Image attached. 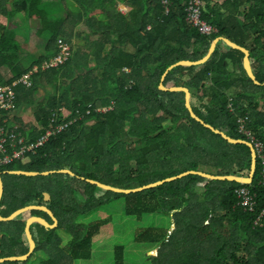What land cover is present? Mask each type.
Listing matches in <instances>:
<instances>
[{
	"label": "trees",
	"instance_id": "1",
	"mask_svg": "<svg viewBox=\"0 0 264 264\" xmlns=\"http://www.w3.org/2000/svg\"><path fill=\"white\" fill-rule=\"evenodd\" d=\"M201 2L202 19L217 29V33L207 37L199 35L193 24L186 21L185 0H169L167 14L160 0H23L20 7L13 5L22 11L35 34L48 36L46 47L52 49L34 57L37 61L26 63L25 58L17 56L20 51L17 35L9 30L1 34L0 87L11 84L31 65L53 55L58 38L70 43L73 29L79 24L88 28V34L79 37L80 40L93 46L91 54H74L59 70L45 73L43 80L46 78L50 91L44 95L45 100L37 104L39 108H33L34 121L43 127L52 128L65 122L73 126L58 136H51L42 148L28 157L26 166L14 163L0 167L4 183L3 218L37 204L38 200L41 202L44 192L57 196L52 209L59 219L58 230L66 231L68 239L63 242L58 235L56 238V231L36 226V253L44 258L41 264H64L63 261L74 264L91 259L94 239L101 236L103 228L111 223V217L81 223L84 225L79 224V219L92 212L108 214L110 210L104 209L114 202L120 203L126 215L137 219L154 214H167L173 219L169 225L163 218L160 225L140 224L135 229L136 245L157 247L152 257L146 256V260L149 256L152 258V264H264V227L253 225L264 209L259 166L250 185L189 175L141 192L104 191L99 197L95 195L99 188L80 179L135 189L189 170L221 176L250 172L249 147L228 143L192 119L185 107L184 93L158 89L160 78L169 66L181 60L201 59L217 37L227 38L247 49L257 80L264 82V0ZM7 3L8 0H1L0 12ZM117 3L129 8L126 14L117 10ZM60 13L65 16H59ZM90 34L96 39L90 40ZM107 44L109 51L102 55ZM242 57L241 52L218 44L203 64L172 68L163 85L189 88L198 103V109L191 103L193 110L205 123L234 139L245 140L246 136L239 131V119H246L244 128L264 143V86L255 85L247 76ZM74 63L76 66L71 68ZM227 63L231 70L225 67ZM121 69H129V73ZM95 71L99 72V77L94 75ZM3 72L8 76L4 78ZM66 75L77 81L57 83L59 77ZM41 77L33 76L29 91L17 88L13 111L31 107L33 92L40 94L47 88L40 82ZM50 101L53 103L49 107L42 108ZM111 101L110 110H94L99 103L108 106ZM60 106L67 113L51 122L49 111ZM11 113L0 110L2 126L14 123L17 139L35 141L39 133L31 120L23 124ZM68 114L72 118H67ZM96 165L109 167L116 184L102 180L104 171H96ZM68 168L75 173L74 178L62 174L39 178L8 174ZM113 169L117 172H111ZM53 176L76 182L82 188L76 190L85 196L84 203L72 209V205L60 201L58 196L62 193H66L68 201L69 187L62 185L64 182L53 186ZM240 187H247L256 194L253 212L237 206L235 190ZM116 210L122 211L121 208ZM34 215L44 216L41 213L23 215L15 231L5 226L11 223H0V259L26 254L29 245H23L21 235L26 220ZM9 231H13L11 236ZM152 250L148 249L147 253ZM114 255L115 264H125V255L127 261L129 259L127 249L121 245L114 247Z\"/></svg>",
	"mask_w": 264,
	"mask_h": 264
},
{
	"label": "rangeland",
	"instance_id": "2",
	"mask_svg": "<svg viewBox=\"0 0 264 264\" xmlns=\"http://www.w3.org/2000/svg\"><path fill=\"white\" fill-rule=\"evenodd\" d=\"M22 1L23 0H8L9 4L7 3L8 5H6V8L0 12V24H1L0 35L3 33H6L7 30L12 32V34L17 33L19 31L16 38L17 39L21 38V40H20V43L18 44L20 47V51L17 53V56H18V58H22V59L25 58L26 63H30L31 61H37V59L34 57L39 56L41 54L44 55L47 51H50L52 49V47L51 48L46 47L48 36L42 37V35H41L40 37H38L37 34H35L34 29H31L30 31H28L27 21L23 17L22 11L17 10V8L13 7V5L20 7V3ZM24 2H25V0H24ZM13 11H15V12L12 13ZM58 15L61 17L65 16L64 13H60ZM2 20L6 21V22H4V23H6V25H4ZM87 34H88V28L84 24H79L78 26H76L73 29V37H72V41L70 42V45L72 46V49H73V55H74V53L76 56L81 54V53L88 54L93 49V46L87 45L84 43V41L80 40V38L83 37V35H87ZM94 36H95L94 34H90V37H89L90 40L96 39V37H94ZM113 36H115V35L113 34ZM109 48H110L109 44L105 45L104 49L102 51V55L107 54L109 51ZM7 49H8V47H7ZM43 61L41 62L42 63L41 69L38 71V73H37V67H34L32 72L42 76L40 79V82L42 83L43 86H47V88H43L41 90V92H40L41 96L39 94H35V96H33L34 100H33L31 107L24 108V111H22V113L27 115L28 118H31V115L33 113V108L41 102L40 99L44 100L45 99L44 95H46V92L49 93V91H50V89L48 88L49 86L47 85L48 83L46 81V78H44V80H43V76L45 75V73H47L49 71V69L47 67H45V64H44L45 62L43 63ZM91 63H92V61L90 60V64ZM38 64H34V65H38ZM75 66H76V64L74 63V66H71V68H74ZM148 66H150V65H148ZM148 66H146V67L149 68ZM225 67L228 70H231V67H229L228 63L226 64ZM17 68L19 69V67H16L15 69H17ZM121 70L125 71L123 69H121ZM128 71H129V69H126L125 72L127 73ZM3 75L6 76V73H3ZM87 75H88V71L82 78L84 79ZM94 75L99 77V72L95 71ZM36 77H38V76H36ZM66 77H68V76L66 75ZM66 77H63V76L59 77L57 80V83H62V82L69 83L70 81H77L76 78H72V77L66 78ZM77 77H79L78 74H77ZM229 92L232 93L233 90H230ZM28 93L31 94L30 92H28ZM52 103L53 102L50 101L46 105H44L42 108L49 107ZM191 103H192L194 108L198 109V103L194 100V98H192ZM112 106H113V102H111L108 105V107H110V108H112ZM13 109H14V102L11 104V109L9 111L10 112L12 111L11 114L20 113V112L13 111ZM64 111H65V108L63 106L58 107L56 110L51 109L49 111L50 112V119L51 120L59 119L60 116H64V113H65ZM158 114L162 115V112H159ZM26 120L28 121V119H26ZM31 123H32V126L39 133V136H40V134H42L45 131L44 127L38 121L37 122L33 121ZM127 141H128V139H127ZM22 165H24V163H22ZM95 168H96V171H100V172L104 171L102 177H100L102 180L116 184V181L113 180L115 178L109 172L110 171L108 169L109 167L104 166V165H102V166L96 165ZM194 171H196V170H194ZM111 172L116 173L117 171H116V169H113V170H111ZM247 175L248 174H244V176H247ZM63 180H65V178H60L58 176H53L51 178L53 186H56L58 183L62 182ZM66 180L68 181L67 178H66ZM81 181H83V180H81ZM62 185H64V184H62ZM73 186L76 189H79V190L82 189V188L78 187V184L76 182H74ZM103 192H104L103 190H96L95 195L99 197L103 194ZM49 194L51 196L52 195L56 196L53 192L52 193L49 192ZM77 195H78V197L82 196L80 193H77ZM83 199L84 198L77 201V203L82 204V202L84 201ZM116 208H121L122 211L118 212L116 210ZM106 209L110 210V211H108V214H106L103 211H98V212H92L86 216L81 217L82 221H86V223H89L90 221H93V220L98 219L100 217L106 216V217H111V223L103 228V231H102L100 237H96L94 239L91 259L75 261L74 264H115L113 260L115 257L114 247L116 245L124 246V249H127V255H128L129 259L127 261L126 255H125V257H124V259L126 260L125 264H152L151 263V261H152L151 257L153 256L157 247L155 249H153L152 251H149V253H147V250L152 248L151 246L141 245V244L136 245L134 243L135 229H136V227H139L140 224H146V226L160 225V223H162L161 219H163V218H164L163 222L166 221V224L169 225L170 222L173 221V219H171V217L169 215H163V216L158 215L157 216V214L151 215L149 217L147 215H144V216H142L143 217L142 219H137L136 217L126 215L124 210H123V207L118 202L112 203L110 206L106 207L104 210H106ZM18 220H20V219H18ZM18 225H19V223H18V221H16V222H14V224L11 223V224H8L5 226L7 227L8 230L15 231L16 228L18 227ZM57 235L62 239L63 242H65L68 238V233L65 231L59 230L58 233L55 235L56 238H57ZM35 238H36V240L38 239L36 234H35ZM53 249L56 250L57 247L53 248ZM38 255L39 256L36 257V262L29 261V262H26L24 264H41L42 263L41 261H43L44 259H43V256L41 254H38ZM148 255H150L151 257L149 256V258L146 260V256H148ZM37 261H40V262H37ZM66 262L63 261L64 264Z\"/></svg>",
	"mask_w": 264,
	"mask_h": 264
},
{
	"label": "water",
	"instance_id": "3",
	"mask_svg": "<svg viewBox=\"0 0 264 264\" xmlns=\"http://www.w3.org/2000/svg\"><path fill=\"white\" fill-rule=\"evenodd\" d=\"M219 42H222L227 47H229L233 50H237V51L241 52L243 54V57H242L243 68H244L247 76L252 80V82L255 85L264 86V82H262V83L259 82L257 80L255 74H254V71H253L252 66H251V60L249 59V51L247 49L241 47V46L236 45L235 43L231 42L227 38L217 37L211 41L205 56H203L201 59H199L197 61L181 60V61H178V62L172 64L171 66H169L160 78V83L158 85V89L160 91H164V92H182V93H184V95H185V107L188 110L192 119L199 122L201 125H203L207 129L211 130L213 133L219 135L224 140H226L228 143L235 144V145H238V144L246 145L247 147H249L250 152H251V168H250V172H249L248 176L211 175V174H208V173H205L202 171L189 170V171L181 173L177 176L169 177V178H166V179L145 185L143 187L135 188V189H122V188H117V187H113L110 185H106V184H103V183L95 181V180L84 179V178H81V179L85 180L86 182L90 183L91 185L97 186L99 189H102L104 191H110V192L118 193V194H130V193H135V192H141L143 190L158 187V186L163 185L165 183H170V182L182 179V178L187 177L189 175H197V176L207 178V179H212V180L229 181V182H234V183H238L241 185L252 184L253 178H254V176L256 174V170H257V159H256L257 157H256V153H255V150H254L252 144H250L249 142H247L245 140L234 139V138L228 136L226 133L214 128L213 126H211L207 123H205L199 116L196 115V113L194 112V110L192 108V105H191L192 95H191L190 90L188 88H186V87H169V88H167L163 85V81H164L166 74L172 68L197 66V65L203 64L204 62H206L210 58V56L212 55V53L215 50L216 44ZM57 173L58 174H69L70 176L75 177V174L70 170H55V171L53 170V171H47V173H41V174H39V173H27V172H10L8 174L11 176H18V177L37 178V177H48L49 175L57 174ZM3 194H4V185H3V182L1 179V174H0V223L11 222L15 218H17V217L21 216L22 214L29 212V211L41 210V208L28 207V208H25V209H22V210L15 212L8 219H4L1 217V201H2ZM44 197H45V199L46 198L49 199V196L47 194H45ZM41 211L46 212L50 216V218L52 219L53 225L52 226L49 225L46 221H44L43 219H40V218H30L27 221L26 227H25V234H26V237L28 238V241H29L28 253L22 257H12V258H7V259H1L0 264L13 263V262L23 263L26 260H28V258L33 254V252L35 250V243L32 240V236L30 233V227L33 223H37L47 230H52L55 228L57 223H56V220L51 215V213L48 212L45 208H43Z\"/></svg>",
	"mask_w": 264,
	"mask_h": 264
},
{
	"label": "built area",
	"instance_id": "4",
	"mask_svg": "<svg viewBox=\"0 0 264 264\" xmlns=\"http://www.w3.org/2000/svg\"><path fill=\"white\" fill-rule=\"evenodd\" d=\"M161 4L168 11L169 1L161 0ZM199 0H189L187 8V21L191 22L194 27L197 28L198 32L202 35H211L216 32L215 28L209 24L199 20ZM59 48L62 53H65L68 49L65 44L58 41ZM61 62V59H55V63ZM50 66L51 63H50ZM48 67V65H45ZM27 77L18 82L28 86ZM14 102V93L10 88H4L0 90V110L9 111L11 109V104ZM95 111L103 112L105 108H95ZM88 113V112H87ZM65 126H57L52 130L46 129L38 139L34 142H28L24 138L17 139L14 136V132L17 131V126H6L3 127L0 123V167H9L14 163H24L28 156L34 154L36 150L42 148V146L47 143L48 139L54 133L61 131ZM240 132L245 134L246 137L253 144L256 151L259 163H260V184L264 187V143L260 141L256 136H254L250 131L244 128V121L241 122ZM28 142V143H27ZM235 195L238 198L237 206L243 211L253 212L256 207V194L253 193L249 188L240 187L235 190ZM254 225L257 227H264V209L260 211L257 218L254 220Z\"/></svg>",
	"mask_w": 264,
	"mask_h": 264
},
{
	"label": "clouds",
	"instance_id": "5",
	"mask_svg": "<svg viewBox=\"0 0 264 264\" xmlns=\"http://www.w3.org/2000/svg\"><path fill=\"white\" fill-rule=\"evenodd\" d=\"M169 1V0H168ZM188 1L189 0H185V9H184V12L185 13H187V8H188ZM200 1V6L199 7H201V0H199ZM160 3H161V0H160ZM161 6H163L162 4H161ZM169 7V6H168ZM164 12H165V9H164ZM168 13V11L167 12H165V14H167ZM199 20H201V21H203V22H205V23H207L206 21H204L203 19H202V17H201V15L199 16ZM4 21V20H3ZM186 21H187V17H186ZM5 22V21H4ZM3 22V23H4ZM188 22V21H187ZM6 23H4V25H5ZM207 24H209V23H207ZM210 26H212L211 24H209ZM0 26H1V24H0ZM27 26H28V24H27ZM194 27V26H193ZM212 27H214V26H212ZM215 28V27H214ZM194 29L198 32V30H197V28L196 27H194ZM31 30V28H29L28 27V31H30ZM215 30H216V32L215 33H217V29L215 28ZM19 33V31L17 32V33H14V34H18ZM198 34L199 35H201V36H205V37H207L206 35H202V34H200L199 32H198ZM212 35V34H211ZM211 35H208V36H211ZM38 36V35H37ZM38 37H40V36H38ZM224 38V37H223ZM20 40H21V38H19V39H17L16 38V42L19 44L20 43ZM58 41H61L63 44H65L66 45V47L68 48L67 50H66V52L65 53H62L61 52V49L59 48V43H58ZM221 43L222 42H219V43H217L216 44V46L219 44V45H221ZM223 45H225V44H223ZM226 46V45H225ZM216 48V47H215ZM222 48V47H221ZM75 54V53H74ZM72 56H74L73 55V49H72V46L70 45V43L69 42H67V41H65L63 38H58L57 40H56V51H55V53L53 54V55H49V56H47L46 57V59L43 61V63L45 64V65H48V69H49V71H51V70H59L62 66H64L68 61H69V59H71V57ZM58 58H60L61 59V62H58V63H55V59H58ZM22 59V58H21ZM23 60V59H22ZM50 63H51V65L52 66H50ZM41 62L38 64V65H31V67L26 71V73H24V74H22L19 78H17V79H15L11 84H9V85H7V86H2V87H0V90L1 89H4V88H10L12 91H13V93H14V102L16 101V98H17V88L18 87H21V88H23L25 91H29L30 89H31V87H32V78H33V76H35V75H38V74H36V73H33L32 72V70L34 69V67H37V73H38V71L41 69ZM43 64V65H44ZM92 64V63H91ZM251 66H252V64H251ZM252 69H253V67H252ZM123 70H125L126 71V69H123ZM125 71H123L125 74H127V73H129V71L126 73ZM3 73H6V72H3ZM3 73H2V76L5 78L6 76H8L7 75V73H6V76H4L3 75ZM28 76V78H27V83H28V86H26V85H23V84H19L18 82H20V80L21 79H23L24 77H27ZM131 84H132V82H130L129 83V85H128V87L130 88L131 87ZM187 88V87H186ZM189 89V88H188ZM190 90V89H189ZM182 93V92H181ZM190 93H191V91H190ZM40 96H41V94H39ZM191 95H192V93H191ZM32 96H35V93L33 92V94H32ZM33 100H34V98H33ZM41 101H43V99H40ZM45 100V99H44ZM112 102V101H111ZM110 102V103H111ZM113 107V106H112ZM34 108H39L37 105L34 107ZM96 108H98V109H101V108H105V110L103 111V112H105V111H107V110H110L111 108L110 107H108V106H101L100 105V103H99V106L98 107H96ZM193 108V107H192ZM95 109V108H94ZM34 110V109H33ZM66 110V109H65ZM230 110H231V108H230ZM23 111V110H22ZM5 113H8V111H4ZM65 113H67L66 111H64ZM98 112H101V111H98ZM20 113H22V112H20ZM65 113H64V115H65ZM14 116H15V114H14ZM13 117V116H12ZM67 118H72V115H70V114H68V116H67ZM19 119V118H18ZM34 121V119H33V115H31V122H33ZM242 121H244V124L246 123V119H239V122L241 123ZM8 122V121H7ZM6 122V123H7ZM51 122H52V120H51ZM1 123V122H0ZM14 124V123H13ZM6 125V124H5ZM6 126H8V127H10V126H16V125H11V123L10 124H7ZM58 126H65L61 131H59V132H57V133H54L53 135H51V136H54V135H56V136H58V135H60L61 133H63L64 131H66L67 129H69L71 126H73L72 124H71V122H65L64 124H62V125H58ZM54 127H57L56 125L54 126ZM54 127H52V130H54L55 128ZM44 129L46 130V129H50V128H46V127H44ZM246 129V128H245ZM247 130V129H246ZM239 131H240V129H239ZM247 131H249V130H247ZM251 132V131H250ZM252 133V132H251ZM253 134V133H252ZM245 135V134H244ZM254 135V134H253ZM50 136V137H51ZM246 136V135H245ZM255 136V135H254ZM38 139V138H37ZM49 140V139H48ZM245 141H247V142H249L250 144H252L251 142H250V140L246 137V139H245ZM34 142V141H33ZM252 146H253V144H252ZM253 148H254V146H253ZM255 150V149H254ZM255 153H256V151H255ZM29 157V156H28ZM256 157H257V154H256ZM257 159V166H259L258 165V162H259V160H258V157L256 158ZM29 163V159L27 158V160L24 162V165H22V166H26V164H28ZM20 164H22V163H20ZM62 170H70L69 168L68 169H62ZM259 170H260V166H259ZM50 171H53V170H50ZM55 171V170H54ZM71 171V170H70ZM12 172H23V171H12ZM186 172V171H185ZM10 173V172H9ZM27 173H30V172H27ZM45 173H47V172H45ZM74 173V172H73ZM184 173V172H183ZM206 173V172H205ZM7 174V173H6ZM39 174H41V173H39ZM58 174V173H57ZM75 174V173H74ZM209 174V173H208ZM249 174V173H248ZM52 175H54V174H52ZM62 175H69V174H62ZM179 175V174H178ZM211 175H213V174H211ZM50 176V175H49ZM70 176V175H69ZM76 176V175H75ZM175 176H177V175H175ZM236 176H238V175H236ZM240 176H244V175H240ZM248 176V175H247ZM18 177V176H17ZM72 177V176H71ZM173 177V176H172ZM37 178H39V177H37ZM72 178H74V177H72ZM81 178H83V177H81ZM80 178V179H81ZM1 179H2V175H1ZM84 179H86V178H84ZM82 180V179H81ZM91 180V179H90ZM83 181H85V180H83ZM177 181V180H176ZM259 181H260V173H259ZM2 182H3V180H2ZM86 182V181H85ZM88 183V182H87ZM90 184V183H89ZM104 184V183H103ZM3 185H4V183H3ZM107 185V184H106ZM97 187V186H96ZM98 188V187H97ZM247 188V187H246ZM100 190H102V189H100ZM104 191V190H103ZM78 192H77V190H76V194H77ZM82 196H79L78 197V195H77V201H79V200H81L82 198H84L83 200H85V196L81 193V192H79ZM45 194H47L48 196H49V199H45V197H44V195ZM4 195V194H3ZM3 198V197H2ZM2 202V201H1ZM38 203L37 204H35V205H29V206H26V207H24V208H22V209H25V208H28V207H36V208H41V210L43 209V208H45L48 212H50L51 213V215L53 216V218L56 220V226H55V228L54 229H52V230H47V229H45L44 227V229L45 230H47V231H56V234L58 233V231L60 230H58V225H59V219H58V217L56 216V213L53 211V209L52 210H50L49 208H48V206H49V203H51V202H53V200H52V196L49 194V193H47V192H44L43 193V199H42V201L41 202H39V200L37 201ZM82 203H84V201L82 202ZM76 204H78L77 202L75 203V205L74 206H77ZM81 205V204H80ZM22 209H19V210H22ZM74 209V208H73ZM18 210V211H19ZM41 210H33V211H29V212H26V213H24V214H22L21 216H19V217H17V218H15L13 221H11V222H7V223H12V222H14L15 220H17V219H19L20 217H22L23 215H27V214H31V213H36V214H39V213H41V214H43L44 216H38V215H34V216H30L27 220H26V223H27V221L30 219V218H40V219H43L44 221H46L49 225H53V222H52V219L50 218V216L46 213V212H43V211H41ZM17 212V211H16ZM15 213V212H14ZM13 213V214H14ZM12 214V215H13ZM11 215V216H12ZM167 215V214H166ZM259 215V214H258ZM11 216H9V217H11ZM86 216V215H85ZM2 217V216H1ZM8 217V218H9ZM83 217V216H82ZM3 218V217H2ZM8 218H4V219H8ZM256 219V218H255ZM80 220V225H84V224H89V223H86V221H82V219L80 218L79 219ZM18 222H20V220H18ZM52 222V223H51ZM26 223H25V226H24V229H23V234H22V236H23V239H24V242L26 243V244H28L29 245V241H28V238L26 237V234H25V227H26ZM81 223H84V224H81ZM253 225H254V221H253ZM36 226H41V225H39V224H37V223H33L32 225H31V227H30V233H31V236H32V240L34 241V243H35V250H34V252H33V254H35V252H36V249H37V244H36V242H35V240H34V232H35V234H36ZM255 226V225H254ZM42 227V226H41ZM255 227H257V226H255ZM61 231H64V230H61ZM66 232V231H65ZM9 233V236H11L12 235V233H13V231H9L8 232ZM68 239V238H67ZM69 239H70V234H69ZM9 242H7L6 244H8ZM29 249V248H28ZM26 254H27V252H26ZM26 254H24V255H26ZM38 254H40V253H36L35 255H36V257L37 256H39ZM23 255V256H24ZM12 257H15V256H12ZM12 257H8V258H12ZM20 257H22V256H20ZM2 259H7V258H2ZM44 259V258H43ZM1 260V259H0ZM27 261V260H26ZM26 261L25 262H23V263H26ZM38 262H40V261H38ZM73 263H75V262H73Z\"/></svg>",
	"mask_w": 264,
	"mask_h": 264
},
{
	"label": "flooded vegetation",
	"instance_id": "6",
	"mask_svg": "<svg viewBox=\"0 0 264 264\" xmlns=\"http://www.w3.org/2000/svg\"><path fill=\"white\" fill-rule=\"evenodd\" d=\"M62 182H64V185H65V186H68V187H69V192L67 193V194H68V201H66V193H62L61 195L58 196V198H59V200L62 201L64 204L68 203V204L72 205V209H73L75 203L77 202L76 188L73 186L74 181H73L72 179H68V181L65 179V180L62 181ZM53 199L56 200V196H53L52 200H53ZM48 208H49L50 210H52V202L49 203ZM51 223H52V222H51ZM34 233H35V232H34ZM34 237H35V234H34ZM34 239H35V242H36V241H37L36 238H34ZM36 244H37V242H36ZM12 249H13L12 247H9V250H12ZM28 251H29V249L27 250V253H28ZM35 254H36V252H35ZM35 254H32V255L28 258V260H27L26 262H29V261L33 262V261H35V259H36Z\"/></svg>",
	"mask_w": 264,
	"mask_h": 264
},
{
	"label": "crops",
	"instance_id": "7",
	"mask_svg": "<svg viewBox=\"0 0 264 264\" xmlns=\"http://www.w3.org/2000/svg\"><path fill=\"white\" fill-rule=\"evenodd\" d=\"M0 2H1V0H0ZM117 10H118L120 13H122V14H126L127 11L129 10V8H128L126 5L122 4V3H117ZM2 22H4V21L2 20ZM83 36H84V35H83ZM21 94H22V92H19V93H18L19 96H21ZM23 111H24V109H23ZM20 112H22V111H20ZM26 112H27V111H26ZM27 113H28V112H27ZM15 116H16L17 118H19L18 120H20L23 124L28 123V122H25L26 119H28V121L31 120V118H28V116L25 115V114H23V113H17V114H15ZM11 125H15V124L11 123ZM21 242L23 243L24 246L27 245V244L24 242V239H23V236H22V235H21ZM152 248L155 249L156 247H152ZM20 256H23V255L20 254V253H18V254L15 255V257H20ZM33 262H36V259H35V261H33ZM37 262H38V261H37ZM125 263H126V260H125Z\"/></svg>",
	"mask_w": 264,
	"mask_h": 264
},
{
	"label": "bare ground",
	"instance_id": "8",
	"mask_svg": "<svg viewBox=\"0 0 264 264\" xmlns=\"http://www.w3.org/2000/svg\"><path fill=\"white\" fill-rule=\"evenodd\" d=\"M62 215V214H61Z\"/></svg>",
	"mask_w": 264,
	"mask_h": 264
}]
</instances>
